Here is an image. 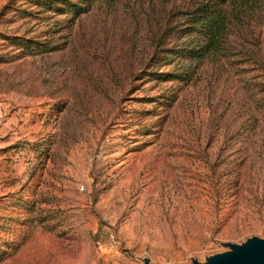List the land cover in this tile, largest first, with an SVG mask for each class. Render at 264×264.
Instances as JSON below:
<instances>
[{
    "label": "rangeland",
    "instance_id": "1",
    "mask_svg": "<svg viewBox=\"0 0 264 264\" xmlns=\"http://www.w3.org/2000/svg\"><path fill=\"white\" fill-rule=\"evenodd\" d=\"M215 1L217 49L176 57ZM253 236L264 0H97L78 17L0 0V264H193Z\"/></svg>",
    "mask_w": 264,
    "mask_h": 264
},
{
    "label": "trees",
    "instance_id": "2",
    "mask_svg": "<svg viewBox=\"0 0 264 264\" xmlns=\"http://www.w3.org/2000/svg\"><path fill=\"white\" fill-rule=\"evenodd\" d=\"M97 0H32L47 10H52L58 13H70L73 17H78L87 12L90 6ZM64 6V7H63ZM222 2H213L202 5L195 16V30L198 34V40L190 47L181 49H173L170 51L178 58H186L187 60H197L211 50H216L218 47V39L221 32L220 28V12ZM65 8V9H63ZM188 72L167 73V79L185 80L184 74ZM187 76V75H186Z\"/></svg>",
    "mask_w": 264,
    "mask_h": 264
},
{
    "label": "water",
    "instance_id": "3",
    "mask_svg": "<svg viewBox=\"0 0 264 264\" xmlns=\"http://www.w3.org/2000/svg\"><path fill=\"white\" fill-rule=\"evenodd\" d=\"M228 250L216 253L201 262L193 259V264H264V237L253 236L242 243L226 242ZM144 264H153L150 258Z\"/></svg>",
    "mask_w": 264,
    "mask_h": 264
},
{
    "label": "built area",
    "instance_id": "4",
    "mask_svg": "<svg viewBox=\"0 0 264 264\" xmlns=\"http://www.w3.org/2000/svg\"><path fill=\"white\" fill-rule=\"evenodd\" d=\"M82 189H84V187H82ZM172 264H174V263H172Z\"/></svg>",
    "mask_w": 264,
    "mask_h": 264
}]
</instances>
